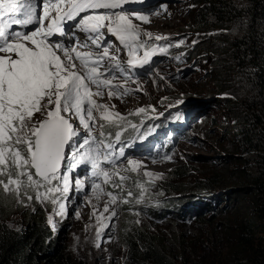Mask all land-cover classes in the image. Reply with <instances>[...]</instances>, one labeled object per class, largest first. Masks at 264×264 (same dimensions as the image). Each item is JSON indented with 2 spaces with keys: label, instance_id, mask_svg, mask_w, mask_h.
<instances>
[{
  "label": "rangeland",
  "instance_id": "374dc122",
  "mask_svg": "<svg viewBox=\"0 0 264 264\" xmlns=\"http://www.w3.org/2000/svg\"><path fill=\"white\" fill-rule=\"evenodd\" d=\"M125 7L152 11L153 14L149 16L148 22L133 17V23L141 32L137 42L144 41L147 45L131 57L134 67L129 68L128 65V49L120 46L115 37L108 38L115 41L109 50L111 55L118 56L113 63H119L125 69L123 74L114 70L116 78L112 80L114 85L121 86V95H114L110 99L105 88L103 96L92 97L96 103L107 106L104 115L108 116V120L100 119L99 113L94 112L97 120L93 138L97 143L91 147L99 149L101 153L108 151L99 143L100 133L103 132L104 143L114 146L111 158L120 167L113 168L103 161L100 166L116 174L107 183L104 177L96 180L100 184V189L96 190L99 193L97 198L91 190L94 178L83 175L82 170L85 168L88 173V165H79L72 176L82 177L85 187L83 191L70 194L66 216L57 215V207L51 202H38L35 198L36 189L27 184L20 187L19 195L15 190L5 192L0 185V220L12 228H18L22 224L24 212L38 215L47 222L53 236L57 237L61 233L59 244L67 254L88 264H128L122 235L135 226L148 231H160L169 238L181 231L177 224L185 225L184 235L193 233L191 224L198 201L202 200L208 205L209 211L207 214L204 212L205 217L211 216L210 208L219 203L216 200L217 193L223 188L222 185H215L213 190H202L199 183L206 180L224 182L226 175L238 165L232 158L236 156L232 155L234 147L231 131V126L235 124L225 120L224 95L214 86L212 60L203 49L207 35L189 26L192 1L129 0ZM144 33H149L150 37ZM155 37L162 39L156 40ZM177 42H180L179 46H176ZM117 48L120 49L119 53L116 52ZM160 48L164 51H160ZM144 51L151 54L149 63L141 65ZM141 108L145 111L140 112ZM174 113L181 116L182 122L173 120L166 123L164 118H172ZM72 122L80 134L75 139L87 135L78 120L74 118ZM162 122L166 125L160 135L148 138L143 143L128 144L126 140L129 135L124 131L120 141L123 147L129 148L126 153L124 150V157L118 155L121 147L113 142L116 138L112 136L113 139L108 140L118 127L121 129L129 125L135 132L134 140L139 141L143 136L157 131L158 124ZM138 132L141 136L137 135ZM138 144L141 145L130 151V147L133 149ZM238 156L241 157V154ZM128 159L139 165L135 171L132 170L135 164L128 165ZM254 159L250 161L255 162ZM145 173H151V176ZM121 176L127 177L123 181V189L112 187L113 183H121ZM0 180L6 182L7 177L0 176ZM129 191L133 193L131 197L128 196ZM108 192L113 193L117 200L109 206V212L104 213L105 204L111 199ZM28 196L33 199L28 200ZM125 199L129 202L123 203ZM176 203L185 205L184 209L188 208L190 214L180 215L174 209ZM242 204H246L243 197L235 207L242 209ZM112 211L117 213L113 220L104 219ZM217 219L221 222L223 217Z\"/></svg>",
  "mask_w": 264,
  "mask_h": 264
},
{
  "label": "snow or ice",
  "instance_id": "6c2138e0",
  "mask_svg": "<svg viewBox=\"0 0 264 264\" xmlns=\"http://www.w3.org/2000/svg\"><path fill=\"white\" fill-rule=\"evenodd\" d=\"M128 3L129 0H0V176L7 177L6 182L0 180V185L5 192L15 190L19 195L20 187L27 184L36 189L38 202L49 201L57 207V215L66 216L70 194L85 187L82 177L72 176L79 165H90L94 178L91 190L97 198L100 184L96 180L104 177L107 183L116 174L100 166L103 161L113 168L120 167L111 158L114 146L104 143L103 132L99 143L108 151L101 153L91 147L97 143L93 138L97 120L94 112L99 113L100 119L108 120L104 115L107 106L92 97L103 96L105 88L110 99L121 95V86L112 83L116 78L114 70L125 72L119 63H113L118 56L109 52L115 41L128 49L129 68L135 66L131 57L147 47L144 41L137 42L141 32L133 17L148 22L153 12L127 8ZM68 21L75 23L66 29ZM33 23L36 27H29ZM77 31L87 33V38L78 39ZM57 34L64 39H53ZM143 35L150 37L149 33ZM108 37H115V41ZM78 47L89 50L78 51ZM150 54L144 51L141 65L149 63ZM74 118L87 133L79 140L75 139L80 134L72 122ZM119 137L117 132V141ZM118 155L124 157L123 148ZM127 163L135 164L133 171L139 167L131 159ZM82 171L86 176L87 169ZM126 179L121 176V183H113L112 187L123 189ZM107 195L111 199L105 204L104 213L117 200L113 193ZM132 195L129 191L128 196ZM116 215L112 211L104 219L111 221Z\"/></svg>",
  "mask_w": 264,
  "mask_h": 264
},
{
  "label": "trees",
  "instance_id": "16d2710c",
  "mask_svg": "<svg viewBox=\"0 0 264 264\" xmlns=\"http://www.w3.org/2000/svg\"><path fill=\"white\" fill-rule=\"evenodd\" d=\"M191 1L189 26L207 35L203 49L212 60L214 86L224 95L225 120L235 124L232 158L238 165L224 182L199 183L202 190L223 188L211 216L205 217L208 205L198 201L193 233L184 235L183 224L170 238L137 226L126 231L127 263L264 264V0ZM121 129L108 140L117 132L121 136ZM241 197L246 204L238 209ZM184 207L176 203L174 209L186 216L190 212ZM22 217L18 228L0 220V264H88L64 251L61 233L53 236L42 217L26 212Z\"/></svg>",
  "mask_w": 264,
  "mask_h": 264
},
{
  "label": "bare ground",
  "instance_id": "6f19581e",
  "mask_svg": "<svg viewBox=\"0 0 264 264\" xmlns=\"http://www.w3.org/2000/svg\"><path fill=\"white\" fill-rule=\"evenodd\" d=\"M85 50H86V49H83L84 52H86ZM87 50H89V49H87ZM166 109H167V108H166ZM177 116H178V117H177ZM173 120H175V121L178 123L179 121H182V118H181L180 115H177V114L174 113V115H173L172 118H168V119L166 120V123H171ZM158 125H159L158 130H157V131H154L153 133H150V134L147 136V139H148V138L151 139V137H158V136L160 135V133H161V130H164L163 127H164L166 124H165V122H162V123H160V124H158ZM129 143H131V142L129 141L128 144H129ZM154 143L157 144L158 142L154 141ZM131 150H132V149H131V147H130V151H131Z\"/></svg>",
  "mask_w": 264,
  "mask_h": 264
},
{
  "label": "clouds",
  "instance_id": "9594fccd",
  "mask_svg": "<svg viewBox=\"0 0 264 264\" xmlns=\"http://www.w3.org/2000/svg\"><path fill=\"white\" fill-rule=\"evenodd\" d=\"M167 119L164 118V120H167ZM129 129H130L129 125H126L124 128H122V130L127 131L128 133H130Z\"/></svg>",
  "mask_w": 264,
  "mask_h": 264
}]
</instances>
